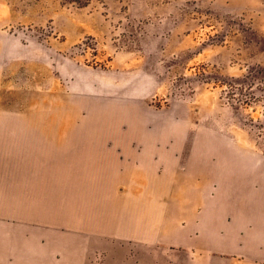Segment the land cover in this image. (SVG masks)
I'll return each instance as SVG.
<instances>
[{
  "label": "crops",
  "instance_id": "0c3cea01",
  "mask_svg": "<svg viewBox=\"0 0 264 264\" xmlns=\"http://www.w3.org/2000/svg\"><path fill=\"white\" fill-rule=\"evenodd\" d=\"M149 3L191 23L209 9L264 37V0ZM14 24L0 19V78ZM126 90L143 99L134 82ZM193 107L176 102L150 118L127 106V133L145 135L125 141L61 145L54 126L40 136L38 125L0 124V264H264V158L242 153V131L194 140L217 127L200 126Z\"/></svg>",
  "mask_w": 264,
  "mask_h": 264
},
{
  "label": "rangeland",
  "instance_id": "374dc122",
  "mask_svg": "<svg viewBox=\"0 0 264 264\" xmlns=\"http://www.w3.org/2000/svg\"><path fill=\"white\" fill-rule=\"evenodd\" d=\"M4 18L16 21L6 31L17 43L2 64L0 124L38 125L40 136L54 126L61 145L79 135L125 141L145 135L127 133V106L152 118L189 103L200 126L217 127L194 140L242 131V153L264 158V37L247 24L209 9L173 21L149 0H0ZM131 79L143 99H127ZM28 108L38 116L23 118Z\"/></svg>",
  "mask_w": 264,
  "mask_h": 264
}]
</instances>
